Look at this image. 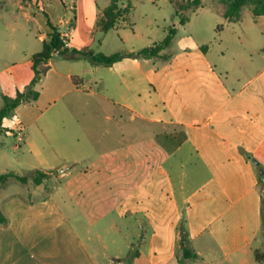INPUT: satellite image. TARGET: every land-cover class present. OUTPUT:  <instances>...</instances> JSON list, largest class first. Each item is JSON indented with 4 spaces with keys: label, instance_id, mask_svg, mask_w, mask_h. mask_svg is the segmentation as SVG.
Segmentation results:
<instances>
[{
    "label": "crops",
    "instance_id": "0c3cea01",
    "mask_svg": "<svg viewBox=\"0 0 264 264\" xmlns=\"http://www.w3.org/2000/svg\"><path fill=\"white\" fill-rule=\"evenodd\" d=\"M8 1L11 14H0V111L27 93L32 58L53 27L68 35L69 50H121L107 46L124 37L118 27L126 21L98 30L111 0ZM215 23L202 18L195 33L190 22L175 25L160 57L48 62L37 97L26 94L0 123V165L47 174L39 185L12 178L0 187L8 219L0 264H178L183 234L200 256L183 264H260L264 14L244 7L230 19L221 7ZM160 31L150 20L128 54L157 45L150 36ZM99 118L104 125L94 124ZM138 119L155 126L138 128Z\"/></svg>",
    "mask_w": 264,
    "mask_h": 264
},
{
    "label": "trees",
    "instance_id": "16d2710c",
    "mask_svg": "<svg viewBox=\"0 0 264 264\" xmlns=\"http://www.w3.org/2000/svg\"><path fill=\"white\" fill-rule=\"evenodd\" d=\"M124 1L125 0H111V4L103 10V16L98 24V30L101 34L108 33L110 30L119 25L120 22L128 20V13L131 8V0L128 1V5L125 8L122 7V3ZM194 2L196 6L201 4L199 0H196ZM218 2L224 6L225 17L230 19L237 18L244 7H251L253 13L257 16L264 14V0H218ZM185 21L186 18L181 20V24H184ZM175 37L176 29L173 27L169 28L167 30L165 38L159 44L149 48H144L137 53H130L129 55L133 57L145 58L160 57L161 52L171 46ZM63 44L62 34L58 30V28L53 27V32L49 36V39L44 42L42 51L35 54L32 58V69L34 72V77L27 87V95L31 94L33 95V97H37V93H35L33 89L48 71L47 64L52 58H54V52L57 50H61ZM68 53L70 54L68 55ZM58 55H62L63 57H68L71 59H74L76 57H85L92 63L104 65H112L113 63L119 61L124 57V54L121 53L107 55L102 52L96 53L93 50L88 49H67L60 52ZM26 94L18 93L17 97L13 101L8 103L3 110L0 111V123L11 110L15 109L20 104L21 99ZM46 177L47 174L40 171H31L24 175H19L16 172L11 171L9 173L0 174V187L7 184V182L12 178L24 184L28 183L29 180L32 179L36 185H39ZM259 183L264 208V175L259 178ZM7 223L8 219L3 210L0 208V225H6ZM187 243V237L185 234H183L182 257L178 259V264H183V261L185 259H200V256L196 252L191 250ZM263 257L264 256H260L257 252L255 253V259L260 264ZM127 262L128 264H132L130 260H128Z\"/></svg>",
    "mask_w": 264,
    "mask_h": 264
},
{
    "label": "rangeland",
    "instance_id": "374dc122",
    "mask_svg": "<svg viewBox=\"0 0 264 264\" xmlns=\"http://www.w3.org/2000/svg\"><path fill=\"white\" fill-rule=\"evenodd\" d=\"M194 1L196 0H131V8L128 13V20L125 23H122L118 27L119 33L124 35L123 37L124 39L126 38L128 40H123V38L118 40L116 39V42H113L111 45L107 46L109 47L108 49H110V47L113 45L116 46L118 45L121 48L119 53L124 54V56L129 55L128 52L131 49L129 44L134 43V42H130V39L134 38L133 37L134 32L138 31L140 34H145L147 31V26L150 23V20L156 19L161 27L160 36L156 37L153 34L150 36L155 39L154 41L155 44H159L161 42L160 40L164 35L163 28H167L168 30L169 28L175 27V25L181 24V20H183L184 18H186L184 24L186 23L187 25V23L190 22L189 25L190 30L193 33H195L193 29L194 24L202 23V18L204 20L207 19L208 24H216L215 18L218 15V9H220L221 7L224 8V6L220 4L218 0H213L214 2H216L214 4L211 2V0H199L201 4L197 6L194 4L195 3ZM7 4H9V1L6 2V0H0V14H7V13L11 14V12L8 9L9 6H7ZM56 7L60 9L62 8V5H60V3H57ZM11 20H14V18H12ZM135 45H137V47H142L143 44L141 42H137ZM59 57H62V55L54 56V58H59ZM94 124L104 125V123L101 122L100 118L94 120ZM136 124L138 128L143 126L152 128L151 126H155L152 124H147L146 122L141 121L139 119L137 120ZM13 140H14L13 137H9L7 142H12ZM10 153L14 157L18 156L17 152L12 151ZM1 169H7V171H15V172L21 171L20 166L17 163H11L9 165H0V170ZM77 185L78 183L76 184V186ZM77 207H78V211L75 214L76 215L75 219L77 220V223L79 225H84L85 219L81 216L80 206ZM262 235L264 236V227H263ZM257 253L260 256H264V245L260 250H257ZM179 256L182 257V251ZM103 261L104 264H110V261H108L107 259H103ZM261 264H264V257L261 261Z\"/></svg>",
    "mask_w": 264,
    "mask_h": 264
},
{
    "label": "built area",
    "instance_id": "2783aa9c",
    "mask_svg": "<svg viewBox=\"0 0 264 264\" xmlns=\"http://www.w3.org/2000/svg\"><path fill=\"white\" fill-rule=\"evenodd\" d=\"M41 9L43 10L42 6H41ZM63 23L68 27L67 28V32L68 34H71L72 32V24H69V22H67L66 20L63 21ZM62 34V33H61ZM68 35L67 34H62V37H63V46L61 48V50H57L54 52V55H58L60 52L64 51V50H67L70 48V42H69V39L67 37Z\"/></svg>",
    "mask_w": 264,
    "mask_h": 264
},
{
    "label": "water",
    "instance_id": "95a60500",
    "mask_svg": "<svg viewBox=\"0 0 264 264\" xmlns=\"http://www.w3.org/2000/svg\"><path fill=\"white\" fill-rule=\"evenodd\" d=\"M255 164L256 165H258V162L257 161H255ZM264 174V172L263 171H261V175H263Z\"/></svg>",
    "mask_w": 264,
    "mask_h": 264
}]
</instances>
